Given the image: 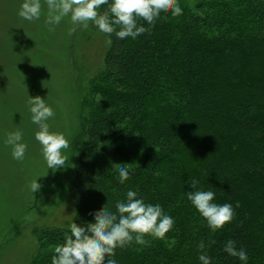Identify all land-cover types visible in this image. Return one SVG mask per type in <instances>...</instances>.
I'll return each instance as SVG.
<instances>
[{
    "label": "trees",
    "instance_id": "obj_1",
    "mask_svg": "<svg viewBox=\"0 0 264 264\" xmlns=\"http://www.w3.org/2000/svg\"><path fill=\"white\" fill-rule=\"evenodd\" d=\"M178 4L182 15L162 12L135 39L95 25L110 45L83 101L73 222L93 223L108 203L115 211L131 190L174 225L163 239L145 236L149 246L117 248V264H201V254L211 264H264V0ZM124 163L132 171L121 184L115 165ZM197 190L230 204L232 221L211 229L187 198ZM66 234L41 228L28 264H51ZM229 240L246 262L223 251Z\"/></svg>",
    "mask_w": 264,
    "mask_h": 264
},
{
    "label": "rangeland",
    "instance_id": "obj_2",
    "mask_svg": "<svg viewBox=\"0 0 264 264\" xmlns=\"http://www.w3.org/2000/svg\"><path fill=\"white\" fill-rule=\"evenodd\" d=\"M23 0H0V264H28L43 227H69L76 216L73 182L81 148L87 83L104 64L109 39L93 22L74 26L70 16L47 25V5L38 20L22 19ZM75 27V31H71ZM49 28L54 30L49 31ZM40 96L55 115L51 132L69 140L63 168H48L36 140L29 98ZM22 132L24 158L12 156L9 133ZM33 180L41 185L32 192Z\"/></svg>",
    "mask_w": 264,
    "mask_h": 264
},
{
    "label": "clouds",
    "instance_id": "obj_3",
    "mask_svg": "<svg viewBox=\"0 0 264 264\" xmlns=\"http://www.w3.org/2000/svg\"><path fill=\"white\" fill-rule=\"evenodd\" d=\"M47 5V25H58L65 17L70 16L74 26L93 22L98 29L105 33L114 34L118 39L138 36L150 32L155 26L160 14L171 12L172 16L182 15V8L178 0H44ZM107 5L106 10L98 11L101 6ZM41 0H23L18 15L27 21L38 20L42 13ZM138 19L147 22L150 27L137 23ZM117 28L119 30H117ZM54 30L49 28V31ZM75 27L71 31H75ZM32 122L38 125L35 133L36 140L42 145L43 156L48 168H63L68 157L62 150L69 148V140L63 133L51 132L46 121L55 115L45 99L40 96L29 98ZM22 132L9 133L6 144L12 146V156L22 160L27 150V145L22 143ZM117 179L123 184L130 179L131 164H116ZM198 181L192 178L191 187L196 188ZM41 185L37 180L30 184V190L39 191ZM215 193L212 191H193L187 194L188 200L196 207L207 220L211 229L222 228L230 223L234 217L232 206L213 203ZM174 225L171 216L165 214L160 205L146 204L137 198V193L129 190L126 202L118 201L115 211L109 203L94 213V222L85 226H78L75 222L70 224V235L66 234L64 242L55 247V255L51 264H117L113 257L116 249H123L135 242L138 245L149 246L151 241L145 236L163 239ZM205 248L203 241L198 245ZM228 255L247 261L248 255L242 248L236 247L235 241L229 240L223 249ZM201 264H211L207 254L199 255Z\"/></svg>",
    "mask_w": 264,
    "mask_h": 264
}]
</instances>
